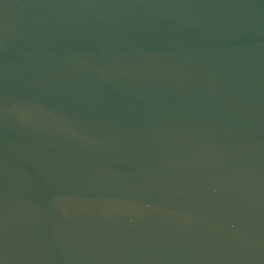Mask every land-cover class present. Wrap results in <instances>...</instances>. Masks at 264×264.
<instances>
[{"label":"water","instance_id":"water-1","mask_svg":"<svg viewBox=\"0 0 264 264\" xmlns=\"http://www.w3.org/2000/svg\"><path fill=\"white\" fill-rule=\"evenodd\" d=\"M0 264H264V0H0Z\"/></svg>","mask_w":264,"mask_h":264}]
</instances>
